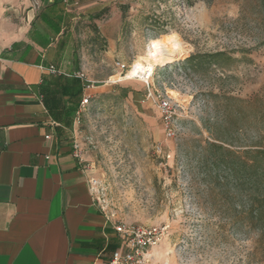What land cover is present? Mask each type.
I'll return each instance as SVG.
<instances>
[{
  "label": "rangeland",
  "instance_id": "rangeland-1",
  "mask_svg": "<svg viewBox=\"0 0 264 264\" xmlns=\"http://www.w3.org/2000/svg\"><path fill=\"white\" fill-rule=\"evenodd\" d=\"M90 1L74 30L103 86L75 128L96 204L158 233L145 264H264V202L230 171L264 152V0ZM164 35L183 54L125 79Z\"/></svg>",
  "mask_w": 264,
  "mask_h": 264
},
{
  "label": "crops",
  "instance_id": "crops-1",
  "mask_svg": "<svg viewBox=\"0 0 264 264\" xmlns=\"http://www.w3.org/2000/svg\"><path fill=\"white\" fill-rule=\"evenodd\" d=\"M79 2L0 0V264H108L120 246L73 155L79 105L103 86L74 30L96 4Z\"/></svg>",
  "mask_w": 264,
  "mask_h": 264
},
{
  "label": "built area",
  "instance_id": "built-area-1",
  "mask_svg": "<svg viewBox=\"0 0 264 264\" xmlns=\"http://www.w3.org/2000/svg\"><path fill=\"white\" fill-rule=\"evenodd\" d=\"M65 6L74 5L78 3L76 0H62ZM119 70L118 75L124 77L127 72L128 67L125 64L116 63ZM153 74V73H152ZM152 77V75H151ZM150 77V78H151ZM94 82H89L86 85L87 89L93 88ZM90 96L83 97L79 108L77 110V116L75 122L79 120L82 111L89 102ZM162 107H165L163 104ZM49 137L46 136L45 139ZM73 155L78 160H81V149L76 141H73ZM91 190H92V180H90ZM94 193V192H93ZM107 221L110 222L111 228L120 239L119 248L113 252L108 264H145V256L148 255V251L153 249L155 245L160 241L161 237L153 229H148L141 225H130L124 222L112 221L107 216Z\"/></svg>",
  "mask_w": 264,
  "mask_h": 264
},
{
  "label": "bare ground",
  "instance_id": "bare-ground-1",
  "mask_svg": "<svg viewBox=\"0 0 264 264\" xmlns=\"http://www.w3.org/2000/svg\"><path fill=\"white\" fill-rule=\"evenodd\" d=\"M148 58L134 61L132 67L126 74L125 79L133 80L138 78L140 80L148 81L154 70V66L163 65L164 63L174 61L183 54V47H181L178 39L174 35H164L153 43ZM121 76V79H124Z\"/></svg>",
  "mask_w": 264,
  "mask_h": 264
},
{
  "label": "trees",
  "instance_id": "trees-1",
  "mask_svg": "<svg viewBox=\"0 0 264 264\" xmlns=\"http://www.w3.org/2000/svg\"><path fill=\"white\" fill-rule=\"evenodd\" d=\"M186 3L190 4L192 0H184ZM62 2V0H61ZM97 19L96 16L95 18ZM221 54H216L212 57H219ZM193 58L187 59V61H191ZM124 95H126L127 90H122ZM263 157L259 158L255 162L252 161L250 163H243L241 168L239 169L235 164H233L232 168L230 169L233 175V182L235 186L238 185L240 179L243 180V186L248 185L251 189L248 195V202L249 207H253L256 204V201L264 202V152H261ZM218 161L215 162L217 165ZM215 165V166H216ZM263 189V192L259 194V191ZM117 248V245L111 247L112 251L114 252Z\"/></svg>",
  "mask_w": 264,
  "mask_h": 264
}]
</instances>
